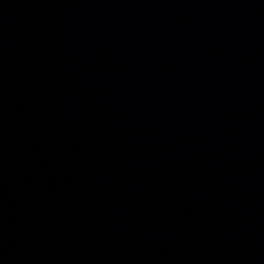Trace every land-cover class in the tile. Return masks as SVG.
<instances>
[{
	"label": "water",
	"instance_id": "obj_1",
	"mask_svg": "<svg viewBox=\"0 0 264 264\" xmlns=\"http://www.w3.org/2000/svg\"><path fill=\"white\" fill-rule=\"evenodd\" d=\"M0 264H264V0H0Z\"/></svg>",
	"mask_w": 264,
	"mask_h": 264
}]
</instances>
